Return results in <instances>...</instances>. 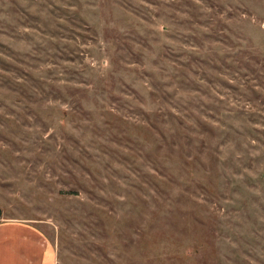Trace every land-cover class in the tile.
Here are the masks:
<instances>
[{
	"label": "rangeland",
	"instance_id": "obj_1",
	"mask_svg": "<svg viewBox=\"0 0 264 264\" xmlns=\"http://www.w3.org/2000/svg\"><path fill=\"white\" fill-rule=\"evenodd\" d=\"M55 264H264V0H0V220Z\"/></svg>",
	"mask_w": 264,
	"mask_h": 264
},
{
	"label": "crops",
	"instance_id": "obj_2",
	"mask_svg": "<svg viewBox=\"0 0 264 264\" xmlns=\"http://www.w3.org/2000/svg\"><path fill=\"white\" fill-rule=\"evenodd\" d=\"M52 245L28 221L0 220V264H55Z\"/></svg>",
	"mask_w": 264,
	"mask_h": 264
}]
</instances>
